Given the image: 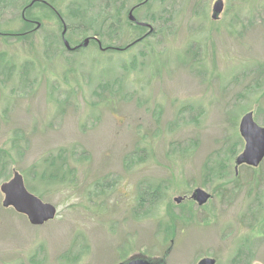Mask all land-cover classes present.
I'll use <instances>...</instances> for the list:
<instances>
[{
  "label": "rangeland",
  "instance_id": "374dc122",
  "mask_svg": "<svg viewBox=\"0 0 264 264\" xmlns=\"http://www.w3.org/2000/svg\"><path fill=\"white\" fill-rule=\"evenodd\" d=\"M32 1L0 0V185L57 213L0 192V264H264V159L233 163L241 117L264 126V0Z\"/></svg>",
  "mask_w": 264,
  "mask_h": 264
},
{
  "label": "water",
  "instance_id": "95a60500",
  "mask_svg": "<svg viewBox=\"0 0 264 264\" xmlns=\"http://www.w3.org/2000/svg\"><path fill=\"white\" fill-rule=\"evenodd\" d=\"M223 2L216 0L212 5L211 18L216 20L222 12ZM132 10L128 13L129 21L133 22L135 19L132 16ZM144 25V24H141ZM149 29V25L145 24ZM65 28L62 31V35ZM95 39V38H94ZM89 39L85 38L80 46L70 47L68 42L63 40L64 47L67 50H75L79 47H86ZM239 133L244 141L243 150L235 159V170L238 165L246 164L256 167L264 158V128L257 125L252 116V112L245 113L239 122ZM0 192L3 195L1 205L4 208H12L16 213L24 215L29 224L33 226L43 225L45 222L52 220L56 214V208L49 204L42 202L37 196L31 194L24 186L22 176L15 172L13 176L6 182L0 185ZM209 194L200 188H196L191 195V199L201 206L209 199ZM176 203L181 201V198L174 199ZM213 259L204 258L197 264H214ZM130 264H149L144 261H135Z\"/></svg>",
  "mask_w": 264,
  "mask_h": 264
},
{
  "label": "flooded vegetation",
  "instance_id": "af4514ba",
  "mask_svg": "<svg viewBox=\"0 0 264 264\" xmlns=\"http://www.w3.org/2000/svg\"><path fill=\"white\" fill-rule=\"evenodd\" d=\"M36 1V0H35ZM34 1V2H35ZM39 1V0H38ZM33 2V1H32ZM33 2V3H34ZM40 2V1H39ZM43 3V2H42ZM143 3H139V4H137V5H139L138 7H140L141 5H142ZM47 5V4H46ZM136 6V5H135ZM138 7H135L134 8V6L132 7V8H130L129 9V11L130 10H132V13H133V11L135 10V9H137ZM50 8V7H49ZM129 11H128V13H129ZM53 12L55 13V15H56V17H58L59 19H60V16H59V14L57 13V12H55V10H53ZM128 13H127V16H128ZM133 24H135L136 26H140V27H144V28H147L148 29V27L145 25L146 23H143V22H140V21H134V22H132ZM61 24H62V28L64 27V23H63V21H61ZM141 24H144V25H141ZM144 37V36H143ZM141 39H142V37H141ZM140 38H138V39H136L137 40V42H139V40H141ZM253 120H254V118H253ZM257 124V123H256ZM260 127H263L264 128V126H262V125H259ZM242 139V138H241ZM242 141H243V139H242ZM243 143H244V141H243ZM235 158V157H234ZM233 163H234V159H233ZM241 166H246V167H249V168H256V167H253V166H249V165H246V164H241V165H238L237 167H236V170H235V165H234V171H235V173H237L238 172V168L239 167H241ZM210 198H211V196H210ZM189 199H190V197H189ZM191 200V199H190ZM192 201V200H191ZM135 261H144V262H146V263H149V264H159L158 263V261H151V260H149V261H147V260H145V259H143L142 257H136V256H130V257H128L124 262H119L118 264H130V263H133V262H135ZM216 262V261H215Z\"/></svg>",
  "mask_w": 264,
  "mask_h": 264
},
{
  "label": "trees",
  "instance_id": "16d2710c",
  "mask_svg": "<svg viewBox=\"0 0 264 264\" xmlns=\"http://www.w3.org/2000/svg\"><path fill=\"white\" fill-rule=\"evenodd\" d=\"M26 8H27V7H26ZM27 9H28V8H27ZM27 9H26V10H27ZM149 199H154V200H155V199H156V198H155V194H153V195H152V194L149 195Z\"/></svg>",
  "mask_w": 264,
  "mask_h": 264
}]
</instances>
